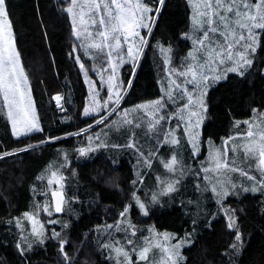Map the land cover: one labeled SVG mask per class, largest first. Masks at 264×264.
<instances>
[{
	"label": "trees",
	"instance_id": "trees-1",
	"mask_svg": "<svg viewBox=\"0 0 264 264\" xmlns=\"http://www.w3.org/2000/svg\"><path fill=\"white\" fill-rule=\"evenodd\" d=\"M69 2L8 0L16 48L43 131L13 136L0 96V264H112L100 231L104 226L109 230L116 226L128 205L132 231L125 232L124 239L135 231L134 246L153 227L173 232L176 238L188 235L191 242L182 250L181 264H264V196L239 189L216 201L201 168L206 156L204 146L201 155L193 156L183 135L177 145H162L158 159L145 170L138 186L133 183L135 175L130 161L121 154L100 148L80 158L78 152L85 144L84 138L123 106L164 97L166 65L186 70L193 48L191 39L184 38L193 31L189 0H167L151 34L141 29L148 44L138 67L136 63L121 66L123 97L102 123L96 121L111 111L113 103L100 113L84 115L88 94L76 57L86 68L92 65V73L93 66H106V55L100 62L94 59L90 63L85 58L73 35L71 16L64 11ZM143 2L152 5V0ZM261 37L264 38V32ZM161 48L171 51L162 52ZM254 59L257 67L251 75L241 78L230 74L229 79L209 87L202 142L226 140L238 133L240 125L236 121L250 118L254 110L264 111V76L256 74L264 65V50L258 48ZM129 79L133 81L130 88L126 83ZM57 94L63 98V110L55 103ZM49 137L60 138L48 142ZM22 148L28 150L18 151ZM173 155L179 166L170 177L179 180L177 190L152 202L151 194L157 185L155 173L163 172V162ZM53 171L58 173L56 177H52ZM49 179H53V184L49 185ZM53 190L62 193L64 199L59 213L55 212ZM135 192L147 204V216L135 205ZM231 210H235L242 246L227 226L224 211ZM28 216H34L42 225L44 243L31 240L32 250L26 252L25 259L16 245L28 243L16 222ZM54 233H59V237ZM62 240L66 241L67 261L59 247ZM233 244L237 247L233 248Z\"/></svg>",
	"mask_w": 264,
	"mask_h": 264
},
{
	"label": "snow or ice",
	"instance_id": "snow-or-ice-1",
	"mask_svg": "<svg viewBox=\"0 0 264 264\" xmlns=\"http://www.w3.org/2000/svg\"><path fill=\"white\" fill-rule=\"evenodd\" d=\"M167 0H152V5H148L143 0H136L134 6L131 4V0H86V4H78V0H70L69 5L64 8L73 21V35L76 39L80 40L82 36L86 37H100L99 43L91 42L83 45L85 54L88 55L89 49L95 50L96 60L100 62L104 56H107V64L111 65L113 71L116 65L113 64V60L116 59L120 64L125 63L123 55V45H128L127 56L132 62H136L142 49L137 46L133 40L135 37H139L140 41L147 45L148 40L146 37L141 36L140 29H145L151 34L153 27L166 6ZM191 2V0H189ZM81 8V11L77 13L74 11L77 7ZM88 10V18L85 17L84 8ZM198 16L202 19L196 21L197 25L201 29V35L193 39V45L195 51L189 52V57L192 60H197V64H187L185 71L173 70L177 75L184 77V84H191L199 92L198 96L192 94L191 90L187 87L181 88V83L173 80L172 83L176 84V89L179 90L182 95L176 96L173 91L167 92L168 101L175 102L177 99L187 97V103L183 104L179 109L181 113L180 118L183 119L182 113L184 110H189L188 124L192 123V118H195L196 126L199 127L203 124L205 119L204 113L207 112V104L204 97L207 96V89L211 84H219L222 80L230 78V74H235L241 78H246L252 74V70L256 69L257 65L255 62V54L260 48L264 50V38L261 37V32H264V0H202L199 6ZM79 16V26L77 25L76 17ZM90 29H95L92 31ZM257 30H260L258 32ZM185 39H192L185 35ZM243 51H240V49ZM108 51L105 53L104 50ZM135 49V50H134ZM73 51H77L76 48ZM162 52H170L171 49L161 48ZM198 56L203 59V63H199ZM76 61L79 64L80 69L85 72L87 79L86 65L81 61L80 57H76ZM165 63H169L168 60ZM217 69H221L217 71ZM101 73L106 71L103 67L99 69ZM210 72H216L215 75H209ZM257 75L264 76V65H262ZM135 73L133 72V76ZM190 76V78H189ZM113 76H109V99L103 102L105 108L112 102L111 96L113 93L112 80ZM128 87L132 86V79L127 82ZM27 86V78L24 76L22 67L20 66V57L17 53L14 44L12 43V27L9 19L8 11V0H0V94L3 95L5 106L8 109L7 116L12 126V134L15 137L21 135H27L33 131H43L35 115V110L31 104L30 96L25 99L24 88ZM54 99L57 102V107L63 110L60 101L63 99L61 95L57 94ZM121 99L119 91L116 92V101L118 105ZM166 102L163 97L141 104L137 106L139 109H150L153 120L150 121V130L157 132L163 131L162 127L157 130V126L161 125L164 120H171L176 118V113L171 116L164 114ZM198 109H203L200 111ZM96 109L85 108L84 115H90L95 112ZM255 111V110H254ZM104 117L97 120V123H102ZM128 124H132L131 120L125 121ZM139 126V125H137ZM187 127V125H186ZM173 135L172 129L163 133L161 138L162 144L176 145L180 143L179 139H171L169 137ZM196 133L193 138L189 141L193 148V156L199 154V150L196 144ZM249 136L254 134L250 131ZM60 137H49L48 142H51ZM91 140V137H89ZM99 139V137H97ZM261 144L259 146L260 156L264 157V132L260 133ZM227 143V141H226ZM107 145L99 143L93 146L81 147L78 152L81 156H85L88 152L94 151L96 148H104ZM119 147V146H117ZM125 147L135 148V142H129ZM27 148L19 149L18 151H27ZM15 153H5L4 155H11ZM156 153H149V156H153ZM225 156L227 155V149L224 150ZM2 158V157H0ZM145 163L150 165V160L145 159ZM261 164H264V159H261ZM163 166L170 172H175L179 166V161L175 155L171 156L170 159L163 162ZM227 167V165H224ZM216 167L220 168L221 163L216 162ZM235 170V169H233ZM207 171V169H205ZM246 174V173H245ZM52 177L58 175L57 172H52ZM62 179V177H61ZM249 179H254L249 176ZM53 179H49V185L53 184ZM179 180H174L166 184L163 189L164 193H171L177 190L176 185ZM264 184V181H261ZM212 191L219 195V190L216 187L212 188ZM243 192L252 191L255 193L257 188L253 186L251 189L245 187L242 189ZM233 193L224 191L223 195L229 196ZM239 195V192L235 193ZM135 196V193L133 194ZM52 196L55 201V212L59 213L62 211V204L64 199L62 193L53 190ZM136 206L139 208L141 214L147 216L149 209L137 196ZM156 197L153 196V201ZM45 211L48 208L45 207ZM128 212L126 207L121 213L124 216ZM235 210H231L227 213L228 215V228L234 231L236 241L242 246V234L240 233L235 218ZM49 214H51L49 212ZM27 215V214H26ZM34 224L38 221H33ZM55 223V221H49ZM119 223V222H118ZM19 226V225H18ZM211 226V225H210ZM67 227V225H65ZM112 227V225H108ZM33 234L43 237L42 232H37L36 228L33 227ZM135 235V231L132 232ZM55 237H59V233H54ZM41 244L44 243L43 238L39 241ZM66 241H60V251L64 253L65 260L69 258L64 249ZM183 241L179 242L173 252V256L179 257V247ZM132 244V241H129ZM22 258L26 257V252L32 250L31 243L24 244L18 242L16 245ZM105 248L110 245L105 244ZM233 248L237 245L233 244ZM117 251H123V249H117ZM148 248H143L137 253L140 259H146ZM127 258V252H124ZM173 256H169V259H173ZM128 264H133L129 259ZM174 264H178V261L174 260Z\"/></svg>",
	"mask_w": 264,
	"mask_h": 264
},
{
	"label": "rangeland",
	"instance_id": "rangeland-1",
	"mask_svg": "<svg viewBox=\"0 0 264 264\" xmlns=\"http://www.w3.org/2000/svg\"><path fill=\"white\" fill-rule=\"evenodd\" d=\"M121 2L123 3V0H121ZM135 3L136 0H131L132 6H134ZM190 3L192 6L191 22L193 29L190 37L192 38L191 39L192 47H193L192 51H195L196 46L193 45V39L201 35V29L197 25L196 21L202 19L201 17L198 16V11L200 10L199 6L201 5L202 0H191ZM78 4H86V0H78ZM83 10L85 11V17L87 19L88 10L86 7ZM74 11L79 13L81 11V8L78 6ZM76 19H77V25L79 26V16H77ZM90 30L95 31V29H90ZM139 31L140 33L142 32L141 29ZM257 31L259 32L260 30ZM141 36L143 35L141 34ZM100 40L101 38L98 36L96 37L82 36V38L78 40L85 58L88 59L90 63H92L94 59L96 61V52L95 50L89 49L90 54L86 55L83 45L91 42L99 43ZM133 40L135 44L142 49L143 52L145 44H143L140 41L139 37H135L133 38ZM12 43L14 44L15 49L18 53L13 29H12ZM127 48L128 45H123V55H124L125 63L126 64L129 63L132 65L136 63V66L138 67V61L140 59L142 52L139 54L137 61L132 62L131 59L127 56ZM106 51L108 50L106 49ZM240 51H243V49L241 48ZM106 60H107V56H106ZM198 61L199 63H203V59L200 58L199 56H198ZM103 62L105 63V60ZM113 64L116 65L114 71L112 66L107 64L106 62V66L103 67L104 69H106V71H104L103 73L99 71L100 68L95 66H93L91 69L92 73H89V70L92 66L91 65L90 67L86 68L87 71V79H86L85 72H83L80 69L79 64L77 63V67L82 72L81 74L83 76V80L87 88L88 95H87L85 108L87 107L90 109L92 108L96 109V111L92 112L90 115L100 113L103 111V109H105V107L103 106V102L105 100H108L110 95L109 76L114 77V79L111 82L114 90L111 96L112 102L110 103V104L113 103V106L111 108V111L107 113L106 116H104V119L106 117H109V115H111V112H113L114 109L117 107V104L115 103L116 92L119 91L121 99L123 97L122 95L124 91H123V84L121 82L120 68L124 63L120 64L118 60L114 59ZM188 64L195 65L197 64V60H192L190 58ZM20 66L23 69L21 60H20ZM174 69L181 71V69H178L175 66H172L170 64L168 66L166 65V70L168 71V73L164 75L165 88H163L165 94L163 99L166 102V107L163 111L164 114L168 116H171L173 113H176L177 115L176 118H173L171 120L166 119L161 122V125L157 126V130H159L162 127L163 131L157 134V132L150 130V121L154 119L150 109L137 110L138 105L146 104L158 98H162V97H156L146 102H140L137 104H129L127 106H123L120 110L116 111L113 117H111L105 123H103L99 129L92 131L84 138L85 144L83 145V147L86 148L89 145H91L93 146V148H95L96 144L102 142L105 145H107L103 149L112 152L113 154L119 153L121 154L120 156L126 157L130 161L135 175V179L133 183L136 186H138L139 183L144 178L145 170L153 163L154 160H156V158L158 159L159 157L158 151L160 147L162 145H169V144L161 143V138L164 132H167L169 129H172L173 135L169 137V140L174 138L179 139V136L183 135L188 143L193 138V135L198 133L199 135L196 136V144L199 150L198 155H201L203 146L206 148L205 151L206 156L201 163V168L203 170V173H205L206 181L211 185L212 188L216 187L219 190V195L213 192L216 201H220L225 197L223 195L224 191H228L232 193L234 191L243 189L245 187L251 189L253 186L257 188V191L255 193L264 196V184L261 183V181H264V164H261L260 162L261 159H264V157L260 156V151H259V146L261 144L260 133L264 132V111L255 110L250 118L242 121H236V124L238 126L240 125L239 127H237L239 131L236 135H233L230 138H227L226 140H221L220 142H216L211 139H207L206 141L202 142L201 127L203 124L197 127L194 117L192 118V123L188 124L189 110H184V112L182 113L183 119L180 118L181 113L179 112V109L183 104L187 103V97L185 96L181 99H177L174 103L168 101L167 99V92L170 90L173 91L174 95L176 96L182 95V93L176 89V84L172 83L173 80L180 82L181 88L183 87L189 88L193 95L195 96L199 95L198 90L194 88L193 85L184 84L185 78L177 75L176 72L173 71ZM220 70L221 69H217V71ZM23 72H24V76L27 78L24 69ZM215 74L216 72L209 73L210 76ZM23 90L25 92L26 100L30 96L31 104L35 110V115L38 120V116L34 104V97L31 91V85L28 78H27V86ZM0 96L2 102L4 103V108H5L4 112L7 116L8 109L5 106L3 95L0 94ZM205 98L206 96L204 97V99ZM121 99L119 100V102L121 101ZM198 110L203 111V109H198ZM204 115L206 118V113H204ZM126 120H131L132 124L126 123L125 122ZM241 123H243L244 125L241 126ZM10 126H11V122H10ZM11 130H12V126H11ZM250 131L254 134L253 136L248 135ZM22 136H26V135H21L19 137ZM89 137H91V140L89 139ZM97 137H99V139H97ZM132 141L135 142L136 145L135 148L125 147L129 142ZM189 145L193 151V148L190 143ZM98 149L100 148H96L95 150ZM225 149H227L226 156L224 154ZM91 152H88L85 156L80 155V158L86 157ZM153 152H155L156 154L153 156H149V153H153ZM145 159L150 160V165L144 162ZM217 161L221 163L220 168L216 167ZM224 165H227V167H225ZM205 169H207V171H205ZM171 173L173 174V172H170L165 168L163 172L160 173L159 170H157V172L155 173V178L157 179V185L155 190L151 194L152 202L159 201L162 195L167 194L163 192V189L167 183L174 181V179L170 177ZM249 176L253 177L254 179H249ZM137 196L140 198V200L143 203H145V201L142 199L140 194L138 192H135V196H134L135 205H136L135 197ZM153 196L156 197L155 201H153ZM145 205L147 206L146 203ZM126 207L128 208V212L124 216H121L119 218L118 220L119 223H117L116 226H114L111 230L105 228L106 226H104V228L101 229L100 231L101 238L105 240V244L110 245V247L106 248L110 262L112 264H128V261L130 259L133 262V264H174V260H175L178 261V264H181L184 259L182 250L184 247L188 246L191 242L188 235L176 238L177 235L173 232L165 231V230L159 231L153 227H150L148 235L144 239H142L137 246H134V236L132 234H129L126 237V240L124 239L125 232H127L128 230L132 231L131 220H130L131 205H128ZM224 215H226L228 219L227 212L224 211ZM34 220L37 221V219L34 216H28L24 218V220L22 221L20 220L16 222L17 226L19 225L18 227L21 229V233L26 243H30L31 240L34 241L40 240L41 238L44 237L42 225H40L39 222L34 224L33 222ZM33 227L36 228L38 233L42 232L43 237H40L39 235H34ZM122 234H123V239H122ZM119 240L121 241V243H119ZM129 241H132V244H129ZM181 241H183L184 243H182L181 246L179 247L180 256L175 257L173 256L174 248ZM127 245L129 246V249ZM143 248H148L146 259H140L137 254L139 250ZM117 249H123V251L118 252ZM124 252H127L128 254L127 258L125 257ZM169 256H173V259H169Z\"/></svg>",
	"mask_w": 264,
	"mask_h": 264
},
{
	"label": "water",
	"instance_id": "water-1",
	"mask_svg": "<svg viewBox=\"0 0 264 264\" xmlns=\"http://www.w3.org/2000/svg\"><path fill=\"white\" fill-rule=\"evenodd\" d=\"M55 103L57 104V102H56V100H55ZM60 103H61V101H60ZM62 105V104H61ZM58 109H61V108H59V107H57Z\"/></svg>",
	"mask_w": 264,
	"mask_h": 264
},
{
	"label": "crops",
	"instance_id": "crops-1",
	"mask_svg": "<svg viewBox=\"0 0 264 264\" xmlns=\"http://www.w3.org/2000/svg\"><path fill=\"white\" fill-rule=\"evenodd\" d=\"M204 175H205V173H204ZM204 178H205V176H204ZM206 179V178H205Z\"/></svg>",
	"mask_w": 264,
	"mask_h": 264
}]
</instances>
